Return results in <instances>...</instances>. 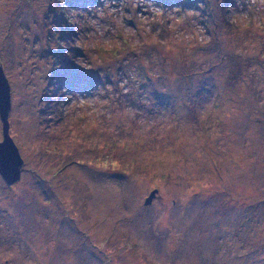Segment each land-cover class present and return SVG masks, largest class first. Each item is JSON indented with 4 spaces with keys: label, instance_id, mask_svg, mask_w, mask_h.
I'll list each match as a JSON object with an SVG mask.
<instances>
[{
    "label": "rangeland",
    "instance_id": "rangeland-1",
    "mask_svg": "<svg viewBox=\"0 0 264 264\" xmlns=\"http://www.w3.org/2000/svg\"><path fill=\"white\" fill-rule=\"evenodd\" d=\"M0 66V264H264V0H0Z\"/></svg>",
    "mask_w": 264,
    "mask_h": 264
},
{
    "label": "water",
    "instance_id": "water-1",
    "mask_svg": "<svg viewBox=\"0 0 264 264\" xmlns=\"http://www.w3.org/2000/svg\"><path fill=\"white\" fill-rule=\"evenodd\" d=\"M12 108L11 87L0 66V120L3 128V140L0 142V175L8 185H14L21 179L24 160L10 135L9 115ZM157 190L146 199L149 205Z\"/></svg>",
    "mask_w": 264,
    "mask_h": 264
}]
</instances>
